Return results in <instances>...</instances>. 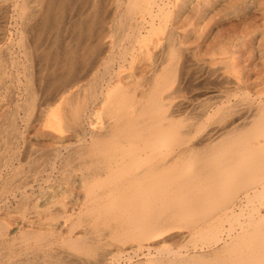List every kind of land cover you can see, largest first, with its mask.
Segmentation results:
<instances>
[{
  "label": "rangeland",
  "instance_id": "1",
  "mask_svg": "<svg viewBox=\"0 0 264 264\" xmlns=\"http://www.w3.org/2000/svg\"><path fill=\"white\" fill-rule=\"evenodd\" d=\"M48 1H46V0H0V26H1L0 27V49H1L0 50V61H1L0 62V70L3 67L4 68L3 70L5 72L3 74H1V72H0V81L1 82L3 81L2 84L0 83L1 84L0 86L2 87V88H0V171H1L0 172V223L2 225V228H4V229L0 230V232H1V234H0V238H1L0 239V243H1L0 244V246H1L0 247V264H56V263L57 264H63V263L64 264L65 263L66 264H111V263L112 264H154L152 260H156L158 258L157 256L159 255V253H157L158 251H155L156 248L157 247H159V248L163 247L165 244H167V246L169 248L171 247V249H173L175 252H179V253H184V254H195L198 252L199 253H202V252L207 253L209 250L208 249L209 247L205 244L204 248H201V246H203L204 244H201L202 242L198 243V241H195V242H197V245H196L194 240H192L191 236L189 235L190 234L189 228L181 227L180 225L178 226V224L177 225L175 224V226L172 227L169 231L163 233V236L154 238L149 242L144 241L143 244H145V245H147V244H151L152 246L154 245V247H153L154 249L151 248L152 249L151 251H148L147 247L139 248L140 247L139 241L136 239L135 235H130L136 231L134 229L135 223L130 222L128 220V218L125 216V212H124L125 211V203L118 205L119 207L114 206L115 208L114 207H113L114 209L112 208L110 214L109 213L105 214L106 216L103 213H99V212L92 213L91 211L86 209V207H84L82 205L83 201H84L85 192L83 191V188H81L82 187V178H81L82 174L80 175L81 171L78 169V167H80L82 165L80 163L82 161L79 160L80 158L76 159V161L73 160L74 161V162H72L73 165H71L69 168V166H63L62 161H61L62 158H60L58 156V154H60V155L63 154L61 157L67 158L68 155L70 154V151L73 152L74 149L79 147V144L81 146V144L83 143L81 141L84 140V138H80V136L77 132L72 130L70 127L68 128L66 125L67 123H65V122H67L69 120L68 115L70 114L69 116H71L72 112L77 107H79L80 102H82V101L87 102L88 97L91 94V92H93V90L94 91L98 90L96 88L94 89V83H95V81L97 83L102 81L101 77L103 75H105L103 73V71L105 70L106 64L105 65H103V64L97 65L94 70L89 71V69L92 68V63L96 62L95 60L100 59V60H102L101 63H103L104 60L105 61L111 60L112 62H109L111 64L108 63L106 68L111 66L112 68L116 69L115 72L113 71V73H115V75L113 74V79H112L113 86H115V84L118 82L117 84L120 85V86H118L119 90L123 89V91L125 92V89L126 90L128 89V92H127L128 94L131 91V93H130L131 96L135 95L134 97H137L140 99L142 90L146 86L148 87V83L150 81L149 79H151L150 77L152 75L151 69H152L153 62L164 60V58H166L165 56H167L168 53H169L167 56L168 62H170V61L172 62L173 58H171V56H170V54L172 53L171 49L174 48L175 50H177V48L180 47L179 51H178L179 54L177 53V51H175L173 49V53L176 52L178 54V57L181 55L180 58H178L179 61L177 64V70H178V73H181L182 71L188 70V76L186 79H179V81H176V83H175L176 85L175 84L174 85L175 86L179 85L178 87H180V88H183L185 86L188 87V88L180 89L181 90L180 97H181V99L183 97V99L188 104L189 103L191 104L188 106V104L186 103L187 107L186 106L184 107V109H185L184 112L187 115L189 113L188 116L183 112L182 113L184 115L181 114L180 116H178L179 119L182 116L180 121H184V122H182V126H184V129H186L185 125L192 124V123H194L196 126L201 125V124H204V125L207 124L209 126L208 127L209 129L215 127L214 130L210 131L211 135H208L209 139H206V141L203 144V145H205L206 143L207 144L210 142L216 143V142L224 139V137H226L228 135L227 133L229 130L231 131L233 128L232 132H235V130L238 127H240V128L242 127L239 125H242L243 123H245V124H243V126L245 125L246 127L244 126V128H246V129L241 130V133L246 134L247 129H248L249 130L248 131L249 136L247 134L246 135L249 138L247 136H245L244 139L250 140V138H251L250 141L253 142V144L255 143L257 145V146L255 145V147H258V148L261 147L262 144L259 143V141L261 140L262 136H258L256 133H254L255 131H253V132H251V131H252L253 127H254V129L256 128L255 126L258 127V126L264 125V117H263L264 116V93H263L264 92V0H200V1L199 0H163V1L156 0L157 3H159V5L162 4L160 6H163V4L166 2L164 4L163 8L160 6H159L160 8H158V6H156L158 9H162V10L164 9L163 11L161 10V12L165 13L164 11H166V13H165L166 15L163 14L164 17H162L161 12H159V10L157 8H155L154 9L155 15H157L156 12H159L158 16H160V17L157 16L158 18H156V16H155L156 19H154L155 21H153L154 22L153 25L150 23L152 20L149 17L147 19L146 18L144 19L143 17H145V16L142 15V13L144 12L142 10L145 9L144 7H146V5H149V2H150V7L152 6V0H149L148 2H146L147 1L146 0L144 3H148V4L145 5L143 3L142 9L140 11L142 13H140L138 11L133 16H131L133 18H131L130 16H127V14L128 15L130 14V12L128 11V9L125 10V8H127L128 4L130 3V0H128V1L127 0L126 1L125 0H122V1L121 0H117V1L116 0H88V1L87 0H83V1L82 0H77V1L76 0H74V1L73 0H58L59 2L57 0H50L51 1L50 4L53 3V5L56 7L58 6V8H59V6H61V4L62 5H64L65 3L67 4V2H69V1H71L72 3L69 5V8L66 6H64V8L62 7L63 9L67 8V11L64 13V17L61 19V23L59 26L60 32L56 33L55 28H52L55 25H53V24H52V26L48 25L51 27H48V30H45V32L42 34V37H41L42 42L40 39V43H41L40 48H38V51H36V50L31 51L32 48H34L33 39H31V38H33V36L31 33L29 34L28 32L27 33L25 32V34H24L22 32V29L24 28L23 25L26 21L27 16L32 15L31 22H30L32 24H33V22H35V20L40 19L41 10L47 4V3L45 4V2H48ZM56 1H57V4L55 3ZM93 2H95V3H93ZM96 2H97V5H96ZM102 2H103V4H102ZM56 7H54V8H56ZM96 8H97V14H98L97 20L98 21L100 20L101 24H100V21L96 23L97 25L95 24L96 28L93 32V37L91 39L83 38V39H79V41L76 40L75 37L78 36L76 34L78 32V29H79L78 24H79L80 20L81 21H87L89 18H92V15L94 14ZM75 9H77V10H75ZM169 9H170V11H172V13L174 12V14H170ZM34 10H36V11H34ZM125 12H126V14H125ZM26 13H28V14H26ZM189 14H191V15H189ZM138 15L141 17H139ZM166 16H169V17H166ZM170 17H172V18H170ZM123 19L126 21L127 24H125V22H123L124 24L121 22V21H124ZM133 19H135V20H133ZM164 19H165V21H164ZM130 20H131V22H130ZM166 20H168V21H166ZM148 21H150L149 25H148ZM174 21H175V23H173ZM158 22L159 23L162 22V23H160V25H159ZM137 23H138V25H137ZM64 24H66V25H64ZM132 24H134V25H132ZM123 25H127V26H123ZM142 25H144V26H142ZM150 26L153 28H150ZM97 27L99 29H97ZM119 28H121V29H119ZM122 28H123V30H122ZM134 28L136 30H134ZM132 29H133V32H131ZM148 29L150 32L148 31ZM169 29H171V30H169ZM20 30H21V32H20ZM168 30H169V32H168ZM97 31H98V33H97ZM127 31H129L130 34H132V36L133 35L134 36L130 37L129 32H127ZM170 32H172V34ZM127 33H128V35H127ZM168 33H170L171 38H170V35L168 37ZM26 35H27V37H26ZM20 37H21V40H20ZM22 38L24 40H22ZM168 38H170V39H168ZM172 38H173V42L171 43ZM135 39L136 40L138 39V40L135 42L134 41ZM169 40H170V44L168 46ZM22 41H23V43H22ZM174 41H176V42H174ZM68 42H70V43H68ZM77 42H78V46L76 47L75 52L78 53L79 51H81L80 53H84V56L82 54L80 56V57L83 56V59L81 58L79 61H81V62H84L85 60L88 61L89 62V65L87 66L88 69L86 68V66L84 67L82 65H78V67L77 66L75 67V72L71 75V78L74 77V82L68 88V90L61 92V95H60L61 97L58 96L59 99H61L60 100L61 102L59 104V99L58 98L56 100L54 99V97L56 96L55 93L52 94L54 92L53 88H51V90L49 89V85H48L49 82L48 81L49 80L52 81V79L55 77L56 78H61V77L67 78V77H66L65 73L62 74V72H58L60 75L59 76L57 74V72H55L56 74H54L53 72L49 71L51 69L60 70L64 67L63 65H60L61 63L55 64L56 60L62 61V60H64V58L60 57L59 59H56L52 54L56 53L58 49H59L58 52H61L60 54L66 53V48L68 47L67 45H69V47L74 46ZM53 44H55V47H52ZM24 45L29 46L30 51L29 50H27V51L30 52V54H31V56L29 55L30 58L26 56L27 54H26ZM79 45H80V47H79ZM174 45L175 46L178 45L179 47L177 46L175 48ZM57 46H58V48H56ZM64 46H66V47H64ZM88 46H90V47H88ZM91 47H93V48L95 47L94 48L95 49L94 50L95 55L92 56V58L87 57V54L90 53V51H92ZM131 47H133V48H131ZM45 48H46V51H45ZM129 49L131 50V52ZM133 49L134 50L136 49V50L133 51ZM164 49L167 52H165ZM228 49H231V50L228 51ZM122 50H123V52H122ZM44 51L48 52L52 56H50L49 59L42 57L41 53H43ZM107 51H108V53H107ZM162 51H164V52H162ZM192 51H194V52H192ZM24 52H25V54H24ZM32 52L33 53L35 52L34 53L35 56L32 55ZM37 52H38V54H37ZM121 52H122V54H121ZM132 52H133V54H131ZM8 53L11 54L12 58L10 57V55ZM111 55H113L115 57L111 59ZM157 55H159L160 57ZM132 57H134V58H132ZM154 57L155 58L157 57V58L155 59ZM7 58H8V60H7ZM52 58H54V59L52 60ZM161 58H163V59H161ZM29 59L31 60V62ZM126 59H129V60H126ZM2 60H3V62H2ZM11 61L13 63H15V61H17V63L13 64ZM91 61H93V62H91ZM131 61H133V62H131ZM182 62H184V63H182ZM1 63H2V65H1ZM10 63L13 64V67L10 66ZM28 63H29V65H28ZM20 64H21V66H20ZM180 64H184L185 66L182 65L180 68V67H178V66H180ZM190 64H192V65H190ZM25 65H26V67H24ZM222 65H224L225 67ZM28 66H29V68H28ZM58 66H59V68H58ZM196 67H198V68H196ZM213 68H215V69L217 68V69L215 70ZM25 69H26V71H25ZM29 69H30V71H28ZM196 69H198V71ZM179 70H180V72H179ZM27 71L30 74H27ZM148 72L151 75L147 74ZM145 73H146V75H145ZM189 73H190L191 77H189L190 76ZM223 73H225L224 75L226 77L223 75ZM31 75H32L31 78L33 80L30 79V77H28ZM221 75H223V76H221ZM143 76L145 79L143 78ZM37 77H38V79H36ZM216 77L217 78L222 77L221 78L222 81L220 80L221 85L218 84L220 82L216 81L217 80ZM225 78L228 81H226ZM44 79H46L47 81L46 80L43 81ZM213 79H215V81L217 83L216 82L214 83ZM232 79H233V82H231ZM34 80H35V82H34ZM145 80H146V82H145ZM31 81H33V82H31ZM44 82L47 84H45ZM139 82H140V84H139ZM3 83H4L5 88L3 87ZM33 83H34V86H33ZM41 83H43V84H41ZM193 83H194V85H193ZM186 84L187 85L189 84V86L190 87L192 86V87L190 88ZM142 85H143V87H142ZM31 86H32V88H31ZM44 86H45V89H44ZM6 87L8 89H6ZM134 87H135V89H134ZM213 87H215V88H213ZM46 88H47V91H46ZM92 88H93V90L91 91ZM137 90H138L139 95L136 93ZM216 90H217V92H216ZM37 91H40V97H38L39 92H37ZM114 91H116V90H114ZM226 92L229 96L226 94ZM163 93H165V92H163ZM2 94H3V96H2ZM45 94L47 95V97ZM212 94L215 95L216 99L213 97ZM252 94H254V95H252ZM33 95H34V97H32ZM185 95H186V97H185ZM248 95H250L251 97ZM1 96H2V98H1ZM86 96H88V97H86ZM226 96L229 97L228 98L229 100L226 99L227 98ZM31 97H32V100H31ZM50 97H52L51 98L52 100L50 99ZM160 97H162V95ZM211 97H213V98L211 99ZM34 98H35V101H34ZM245 98H247V100H250V102L252 100H254L255 102L253 101L254 103H252L254 105L251 104L249 106V104L245 101ZM43 99L45 101L44 104H43V102H44ZM230 99H231V101H230ZM235 99L237 101H234ZM240 100L242 103H240ZM211 101H213V102H227V103H229V105H232L233 103L234 104L238 103V105L240 107L239 106L237 107L236 113H234L231 117H228V119L226 118V120H225L226 122L222 119L219 120L220 119V115H219L220 112H217L218 114H213L214 116L212 115L211 118H209L208 115H203L201 118L200 111H202V109H203L202 107H205L207 105V103H211ZM228 101H230V102H228ZM35 102L37 104H35ZM88 103L89 102H87V105L91 108V109L90 108L88 109L89 113H90L93 110V106L91 105V103H89V104ZM205 103H206V105H205ZM243 103L244 104L246 103V104L244 105ZM40 104H42V105H40ZM201 104H203V105H201ZM241 104L243 106H241ZM49 105L50 106L53 105L55 108L53 106L51 108H49L50 107ZM45 106H46V108H45ZM44 109H46V110H44ZM67 109H69L70 111H68ZM61 110H63L64 112ZM258 110L259 111L263 110V114H261L262 111L260 113ZM190 112L192 114H190ZM256 112L258 114H261V115L257 116ZM14 113L16 114V116ZM65 113H66V115H64ZM193 114H194V116H193ZM195 114H196V116H195ZM63 115L66 116V118ZM190 115H192L193 118ZM11 116H13L14 119L16 117L15 121ZM97 116L98 115H93L90 119L91 121L87 120V122L85 123V127L87 125H90V126L86 127L87 129L93 128V129L99 130L98 128L101 127V125H103L102 124V121L104 120L103 115L100 113L99 116L98 117ZM252 116H253V118H251ZM62 117L65 119H63ZM232 118H234L235 120H232ZM256 118H259L257 120L259 122L255 121ZM192 119H196V120L193 121ZM198 119H199V121L197 122ZM64 120H67V121H64ZM243 120H245V121L248 120V121L246 123ZM88 121L91 123H88ZM231 121H233V123ZM236 122H237V124L235 125ZM250 122H252V123H250ZM255 122H257V123H255ZM261 123H263V124H261ZM225 124H226V126H225ZM195 125L193 127H195ZM227 125H228V127H227ZM216 126L219 128V130ZM224 127H226V128H224ZM205 128L206 129H204L203 134L199 133V135H198L195 132H193V133H195L196 135L191 134L192 143L190 142V144H193L196 142L198 143V141H200L199 138H202L203 136H205L204 134L207 131H209L207 126ZM224 131H226V132H224ZM215 132H217V133H215ZM223 132H224V135H223ZM260 132H261V130H260ZM253 133L255 134V136L250 135ZM225 134H226V136H225ZM192 135H194L195 137H193ZM214 136L216 138H214ZM250 136H252V137H250ZM218 137H222V138H218ZM86 141L90 142L91 139L88 138ZM57 150H58V152H57ZM65 154H67V155H65ZM23 157H24V159H23ZM232 158H234V157H230L229 159H232ZM9 161H10V163H9ZM11 162H12V164H11ZM2 163H3V165H1ZM74 163H75V165H74ZM50 164L52 165L51 167H50ZM9 165H10V167H9ZM53 166H54V172H52ZM65 167H67V168H65ZM58 168H59V170H58ZM62 168H63V170H60ZM47 169H49L51 171H49ZM66 171H70V173L66 172ZM63 172L64 173L66 172V173L64 174ZM48 173H49V175H48ZM50 173H53V174H50ZM1 175L2 176L4 175V176L2 177ZM15 176H16V178H15ZM77 176H78V178H77ZM65 177H67V179H64ZM52 178H53V180H52ZM24 179H25V181H24ZM26 179H28L29 181L28 180L26 181ZM19 180L20 181L22 180V182H19ZM63 181H64V183L65 182L66 183L64 184ZM74 181H76V182H74ZM6 182L9 183V185ZM27 182H30V183L27 184ZM71 182H73V183H71ZM68 183H69V185H68ZM78 185H79V187H77ZM17 186H19V187L17 188ZM20 189H22V190H20ZM22 191H24V192L26 191V192L23 193ZM22 195H25V196L23 197ZM26 196H29V197H26ZM74 197H76V198H74ZM71 198H73V199H71ZM24 200H26V201H24ZM73 200H74V202H73ZM76 201H77V203H76ZM20 203H22V204H20ZM36 203H37V205H35ZM33 206H35V207H33ZM41 207H43V208H41ZM47 207H49V208H47ZM38 209H40V210L36 211ZM42 209L43 210L45 209L46 211L42 212L43 211ZM127 209L129 211L132 208H131V206H128ZM25 210H27L28 214H26ZM61 210H62V213H61ZM81 212H82V214H81ZM83 212L86 214L88 213L87 214L88 216L86 214H84ZM118 212H119V214H118ZM173 212L179 213V214H185V211L182 210V208H177V207L174 208ZM89 213H92V214H89ZM38 214H40V215H38ZM52 214H54V215H52ZM55 214H56V216H55ZM116 214H118V215H116ZM79 215H82L83 218H81ZM107 215H110V216H107ZM21 216L23 217V219ZM89 216H90V218H89ZM101 216H103V217H101ZM91 217H93V218H91ZM175 217L176 216H174V217L171 216L170 219L176 220L177 217L176 218ZM47 218L48 219L53 218V220H51V219L48 220ZM115 218L117 219V221ZM39 219H41V220H39ZM64 219H66L67 221L66 220L64 221ZM72 219H73V221H72ZM180 219H183V222H187L189 220H192V218L187 217V215H185L184 217H182ZM93 220L96 222H94ZM101 220L104 222L101 223L102 222ZM113 221H115L116 223L115 222L113 223ZM66 222H68V224ZM97 222H98V225L96 224ZM110 222H111V224H110ZM74 224H76V227H74L75 226ZM99 225H101V226H99ZM102 225H104V226H102ZM91 226H93V227L91 228ZM94 226H96L97 228L99 226V228H98L99 230ZM101 227H102V230H101ZM111 227H113V228H111ZM70 229H73V230L71 231ZM89 229H90V231H89ZM95 229H97L98 231ZM63 231H64V234H63ZM87 231H89V232H87ZM68 232H70V233H68ZM85 232H87V234ZM102 232H103V234H102ZM106 232H108V233H106ZM172 232H174L175 234ZM100 233H101V235H100ZM106 234H107V236H106ZM69 236H71V237H69ZM162 237H165V238H162ZM79 238H81V239H79ZM86 238H88V239H86ZM66 239L68 241L71 239H73L71 241H85L91 245L95 244V242H96L97 246L93 245L96 247H95L94 251L92 250L91 254H87L85 252L82 253L81 251L78 252V250H76L72 246L65 245L67 248L66 249L65 246L63 245L64 242L67 241ZM4 240H5V243H4ZM190 242H191V244H190ZM60 243L62 245H60ZM109 243H111V245ZM107 244L109 245V247ZM182 244H184L186 246V249L189 251L184 250L185 246ZM102 245L103 246L105 245V247H103ZM180 245H181V247H180ZM9 246H11V247H9ZM197 246H199V248ZM18 248H19V250H18ZM97 248L99 250L105 248L106 252H104V253L102 252V251H105V249L98 251V250H96ZM177 249H179V250L181 249V250L178 251ZM202 249H204V250H202ZM11 252H13V253L15 252V253L13 254ZM98 252L99 253L101 252V253L99 254ZM149 252H150V254H149ZM95 253H96L97 258L95 257ZM92 255L94 257H91ZM153 255H154V257H153ZM104 256H105V258H104ZM59 258H60V260H58ZM146 258H147V260H146ZM203 261L204 260L197 259L195 262H196V264H203Z\"/></svg>",
  "mask_w": 264,
  "mask_h": 264
},
{
  "label": "bare ground",
  "instance_id": "2",
  "mask_svg": "<svg viewBox=\"0 0 264 264\" xmlns=\"http://www.w3.org/2000/svg\"><path fill=\"white\" fill-rule=\"evenodd\" d=\"M46 1H48V0H46ZM57 1L55 2L56 4H57ZM145 1L146 0H130V3L128 2L129 3L128 6L126 5L127 8H125V10L128 9V11L130 12V14L129 15L127 14V16H130L131 17L135 13H137L138 11L140 12L141 9H142L143 3ZM148 1L149 0H147L146 2H148ZM161 1H163V0H161ZM50 2H51L50 0L48 2H45V4L46 3L47 4L41 10L40 19L35 20V22H33V24L30 23L31 22L32 15L26 17V21H25V23L23 25L24 28L22 29V32L24 34H25V32L26 33L28 32L29 34L31 33L32 36H33V38H31V39H33L34 48H32L31 51H34V50L38 51V48H40V46H41L40 39L42 37V34L45 32V30H48V27H51L52 24L55 25L52 28H55L56 33H59L60 32L59 31V26H60V23H61V19L64 17V13L67 11V8L66 9H63V8H64V6H66V7L69 8V5L72 3L71 1H69V2H67V4L66 3L64 5L61 4V6H59V8H58V6L57 7L54 6L53 3L50 4ZM93 3H95V2H93ZM102 4H103V2H102ZM144 4L146 5L148 3H144ZM164 4H163V6H164ZM52 5L54 7H56V8H54ZM96 5H97V2H96ZM160 5H162V4H160ZM160 5H159V3H157L156 0H152V6L150 7V2H149V5H146V7H144L145 9L142 10L144 12L143 13L140 12V13H142V15L145 16V17H143L144 19L145 18L147 19L149 17L152 20L151 22L148 21V25H149V22L153 25V23H154L153 21H155L154 19L160 17V16H158V13L161 12L162 9H158V8H160V7L163 8V6H160ZM156 6H158V8ZM155 8H157L159 10V12H156L155 11L157 15H155V13H154V9ZM36 10H34V11H36ZM75 10H77V9H75ZM169 11H170V9H169ZM164 12L166 13V11H164ZM165 13H162L161 12V14H162L161 16L164 17L163 14H165ZM26 14H28V13H26ZM125 14H126V12H125ZM170 14H174V12L172 13V11H170ZM189 15H191V14H189ZM155 16H156V18H155ZM169 16H166V17H169ZM97 17H98V14H97V8H96L94 14L92 15V18H89L87 21H81L80 20V22L78 24L79 29H78V32L76 34L78 36L75 37L76 40L79 41V39H83V38L91 39L93 37V32H94V30L96 28L95 26L97 25L96 23L100 21V20L99 21L97 20ZM139 17H141V16H139ZM131 18H133V17H131ZM170 18H172V17H170ZM133 20H135V19H133ZM164 21H165V19H164ZM166 21H168V20H166ZM121 22L122 23L125 22V24H127L125 20L124 21H121ZM130 22H131V20H130ZM160 23H162V22H160ZM160 23H159V25H160ZM173 23H175V21ZM100 24H101V21H100ZM48 25H51V26H48ZM64 25H66V24H64ZM132 25H134V24H132ZM137 25H138V23H137ZM123 26H127V25H123ZM142 26H144V25H142ZM150 28H153V27L150 26ZM97 29H99V28L97 27ZM119 29H121V28H119ZM122 30H123V28H122ZM134 30H136V29L134 28ZM169 30H171V29H169ZM169 30H168V32H169ZM148 31H149V29H148ZM20 32H21V30H20ZM127 32H129V31H127ZM131 32H133V29H132ZM97 33H98V31H97ZM170 33L172 34V32H170ZM170 33H168V37H169ZM129 34H130V32H129ZM127 35H128V33H127ZM131 36H132V34H130V37ZM21 37H20V40H21ZM26 37H27V35H26ZM23 38H22V40H24ZM170 38H171V35H170ZM170 38H168V39H170ZM173 38H172L171 43L173 42ZM137 40L135 39L134 41L136 42ZM41 42H42V39H41ZM174 42H176V41H174ZM22 43H23V41H22ZM68 43H70V42H68ZM169 44H170V40H169L168 46H169ZM24 46H25V51H26V54H27L26 56L27 57H29V55L31 56L30 52L27 51V50H29V46H27V45H24ZM67 46L68 47L66 48V53L60 54L61 52H58V50H59L58 49L57 52L55 51L56 53H53L52 54L56 59H59L60 57H63L64 58V60H62V61H58V60L55 61L56 62L55 64L61 63L60 65H63L64 67L62 69H60V70H56V69L49 70L48 69L50 72H53L54 74H56L55 72H57L58 75H59L58 72H62V74L65 73L66 74V77H67V78H65V77L64 78H62V77L61 78H56L55 77V78L52 79V81H50V80L48 81L49 82V84H48L49 85V89L51 90V88H53V91L54 92L52 94L55 93V95H56L54 97L55 100L57 98L59 99V97H61L60 95H61V92L62 91L68 90V88L73 84L74 77L71 78V75L75 72V67L76 66L78 67V65H82L84 67L86 66V68H87V66L89 65V62L86 61V60L84 62L79 61L81 58L83 59L84 53H80L81 51H79L78 53L75 52L76 47L78 46V42L74 46H70V47H69V45H67ZM177 46L178 45H176V46L174 45L175 48ZM52 47H55V44H53ZM64 47H66V46H64ZM79 47H80V45H79ZM88 47H90V46H88ZM56 48H58V46ZM91 48H92V51H90V53L87 54V57H91L92 58V56L95 55V52H94V50H95L94 48L95 47L94 48L91 47ZM131 48H133V47H131ZM179 48H177V50H175L174 48L173 49L175 51H177V53L179 54V52H178L179 51ZM173 49H171L172 50V53H173ZM135 50L133 49V51H135ZM229 50H231V49H228V51ZM45 51H46V48H45ZM44 52L41 53L42 54V57H45V58H48L49 59V57L52 56L48 52H45V53ZM122 52H123V50H122ZM122 52H121V54H122ZM130 52H131V50H130ZM162 52H164V51H162ZM165 52H167V51L165 50ZM192 52H194V51H192ZM34 53L32 52V55L35 56ZM107 53H108V51H107ZM172 53L170 54L171 58H173V61L172 62L171 61L168 62L167 56H168L169 53L167 54V56H165L166 58L163 57L164 60H161V59H163V58H161L160 59L161 61H155V62H153L152 69H151V71H152L151 74L152 75L149 74V72L147 73V74L151 75V77L148 75L151 79H149L150 81L148 83V87L147 86L146 87L144 86L145 88L141 92L140 99L137 98V97H134L135 95L134 96L133 95L131 96V94H130L131 91L128 94L127 93L128 92V89L127 90L125 89V92L123 91V89L122 90H119L118 89V86H120V85L117 84L118 82L115 84V86H113L112 79H113V74L115 75V73H113V71L115 72L116 69L112 68L111 66H109L108 68H106L107 65H108V63L109 62H112L111 60H109V61H105L104 60L103 63H101L102 60H100V59L95 60L96 62L91 61V62H93L92 63V68H90L89 71L94 70L97 65H100V64L105 65L106 64L105 70L103 71V73L105 75H103L101 77V80L102 81L100 80L101 82H99V83H97L95 81V83H94V89L96 88L98 90H95L94 91L93 88H92L91 91L93 90V92H91V94L89 95V97L86 96V97H88V101L87 102L91 103V105L93 106V110L89 113V110L88 109L90 107L87 105V102L82 101V102H80L79 107H77L72 112V115L71 116H69L70 114L68 115L69 120L68 121L67 120H64V121H67L65 123H67L66 125H67L68 128L70 127L72 130H74L75 132H77L79 134L80 138H84L83 141H81L82 139L80 140L83 143L81 144V146L79 144V147L76 148V149H74L73 152L70 151V154L68 155L67 158L61 157L63 155L62 153H61L62 155L58 154V156L60 158H62L61 161H62L63 166H69V168H70L71 165H73L72 164V162H74L73 160L76 161V159L80 158L79 160L82 161V162H80L82 165L81 166L79 165L80 167H78V169L81 171L80 172V175L82 174V177H81L82 178V187L81 188H83V191L85 192L84 201H83V204L82 205L84 207H86V209H88L92 213L99 212V213H103L105 215V214H108V213L110 214L111 213V210H112V208L114 206L116 207L118 205H121V204H124L125 203V211H124L125 212V216L128 218V220L130 222H134L135 223L134 229L136 231L134 230L135 232L132 233V234H130V235H135L136 239L139 241V245H140L139 248L147 247L148 251H151L152 250L151 248H153L154 245L153 246L151 244L145 245V244H143L144 241H148L149 242V241H151L154 238L163 236V233L169 231L172 227L175 226V224L176 225L178 224V226L180 225L181 227L189 228V230H190V234L189 235L191 236V239L194 240V242L195 241H198V243L199 242L200 243L202 242L201 244H204L203 246H201V248H204L205 244L209 247L208 248L209 250H208L207 253L206 252H202V253H199L198 252V253H195V254H184V253L175 252L173 249H171V247L169 248L167 246V244H165L163 247H160V248L157 247L156 248L155 251H158L157 253H159L160 256L158 255L157 256L158 258L156 260H152L154 264H196L195 261L197 259L204 260L203 261V264H264V125L263 126H258V127L255 126L256 128L254 129V127H253L252 128V131H251V132L255 131L254 133H256L258 136H262L261 137V140L259 141V143H261L262 146L259 147V148L258 147H255L256 144L255 143L253 144V142L250 141L251 138H250V140L248 139L249 141L246 140V139H244L245 136H247V135L249 136V133H248L249 130L248 129H247V133H246L247 135L241 133V130L246 129V128H244L245 125L243 126V124H245V123H243L242 125H239V126H242L241 128L238 127L239 129L236 127L238 130L236 129L237 131L235 130V132H232L233 128H232L231 131L229 130L230 132L228 131V133H227L228 135L227 136L225 134L226 137H224V139H222V140H220V141H218L216 143L210 142L208 144L206 143L205 145H203L204 142L206 141V139H209L208 135H211L210 134L211 133L210 131L214 130L215 127L209 129L208 128L209 126L207 124L204 125V124H201L200 122L199 123L201 125H198L197 124L198 126H196L194 123L185 125L186 129H184V126H182V122H184V121H180L182 116L180 117V119H179L178 116H180L181 114L185 113L184 112L185 111L184 107L186 106V103L187 102L183 99V97H182L183 100L181 99V97H180L181 90L180 89L188 88V87H186L185 85H184L185 87H183V88L178 87L179 86L178 84L181 81L177 84L178 86H175L176 85L175 83H176V81H179V79H186L187 76H188V70L187 71H182L183 70L182 69L181 70L182 72L181 73H178L177 64H178V61H179L178 58H180L181 55L178 57V54L176 52L173 53V54ZM24 54H25V52H24ZM37 54H38V52H37ZM81 54L83 55L82 57H80ZM131 54H133V52ZM9 55L11 57V54H9ZM159 55H157V56H159ZM114 57L115 56L111 55V59L114 58ZM132 58H134V57H132ZM53 59L54 58H52V60ZM7 60H8V58H7ZM126 60H129V59H126ZM2 62H3V60H2ZM30 62H31V60H30ZM131 62H133V61H131ZM15 63H17V61H15ZM15 63H13V64H15ZM182 63H184V62H182ZM13 64L10 63V66L13 67ZM109 64H111V63H109ZM1 65H2V63H1ZM28 65H29V63H28ZM182 65H184V64H180V66H178V67L181 68ZM190 65H192V64H190ZM20 66H21V64H20ZM59 66H58V68H59ZM222 66H224V65H222ZM24 67H26V65ZM28 68H29V66H28ZM196 68H198V67H196ZM3 69L4 68L2 67V69L0 70L1 74L5 73ZM213 69H215V68H213ZM196 70L198 71V69H196ZM25 71H26V69H25ZM28 71H30V69ZM28 71H27V74H30ZM179 72H180V70H179ZM224 74L225 73H223V75ZM145 75H146V73H145ZM189 75H190V73H189ZM223 75H221V76H223ZM144 76H143V78H144ZM28 77H30V79H32L31 78L32 75L31 76H28ZM189 77H191V75ZM221 78L222 77H218L216 81L217 82H220ZM36 79H38V77ZM35 80H34V82H35ZM45 80L46 79H44L43 81H45ZM213 80H214V83H215L216 82L215 79H213ZM226 81H228V80L226 79ZM2 82L0 81L1 84H2ZM31 82H33V81H31ZM145 82H146V80H145ZM231 82H233V79H232ZM41 84H43V83H41ZM45 84H47V83H45ZM139 84H140V82H139ZM218 84L221 85V82L218 83ZM193 85H194V83H193ZM33 86H34V83H33ZM187 86H189V84ZM3 87H4V83H3ZM7 87H6V89L9 88V87L8 88ZM135 87H134V89H135ZM142 87H143V85H142ZM0 88H2V87L0 86ZM31 88H32V86H31ZM213 88H215V87H213ZM44 89H45V86H44ZM114 90H116V91H114ZM46 91H47V88H46ZM37 92H39V96L38 97H40V91H37ZM163 92H165V93H163ZM216 92H217V90H216ZM136 93L138 94V90H137ZM226 94H227V92H226ZM161 95H162V97H160ZM252 95H254V94H252ZM2 96H3V94H2ZM2 96H1V98H2ZM248 96H250V95H248ZM32 97H34V95ZM32 97H31V100H32ZM46 97H47V95H46ZM185 97H186V95H185ZM213 97L216 99L215 95H213ZM213 97H211V99ZM51 98L52 97H50V99ZM228 98L229 97H227L226 99H228ZM60 100L61 99H59V104L61 102ZM241 100H240V103H242ZM34 101H35V98H34ZM43 101H44V99H43ZM230 101H231V99H230ZM230 101H228V102H230ZM234 101H237V100L235 99ZM245 101L249 104V106L252 103L255 102L254 100H252L250 102V100H247V98H245ZM44 103H45V101L43 102V104ZM226 103L227 102H213V101H211V103H207V105L205 103L206 106L205 107H202L203 109H202V111H200L201 118H202L203 115H208V117L211 118L213 114H218L217 112H220V114H219L220 115V119L219 118L218 119L219 120L222 119V120L225 121L226 118L228 119V117H231L234 113H236L237 107L239 106L238 103H235V104L234 103L233 104L231 103L232 105H229V103H227L228 104L227 105ZM35 104H37V103L35 102ZM40 105H42V104H40ZM189 105H191V104L189 103L188 106ZM201 105H203V104H201ZM252 105H254V104H252ZM52 106H50L49 108H51ZM241 106H243V105L241 104ZM45 108H46V106H45ZM44 110H46V109H44ZM67 110L70 111L69 109H67ZM61 111H63V110H61ZM261 111H262V113H261ZM261 111H259V112L261 114H263V110H261ZM100 113L103 115V119L104 120L102 121V124L103 125H101V127H99V128L97 127L99 130L93 129V128L87 129L86 127L90 126V125H87L85 127V123L87 122V120H90L93 115H98L99 116ZM190 114H192V113L190 112ZM261 114H258L257 113L256 115L257 116L258 115L260 116ZM64 115H66V113ZM188 115H189V113H188ZM13 116H11V117L13 118ZM15 116H16V114H15ZM190 116L192 117V115H190ZM193 116H194V114H193ZM195 116H196V114H195ZM64 117L66 118V116H64ZM65 118H63V119H65ZM251 118H253V116ZM15 119H16V117H15ZM15 119H14V121H15ZM258 119L259 118H256L255 121H257ZM192 120L194 121L196 119H192ZM232 120H235V119L232 118ZM198 121H199V119L197 120V122ZM243 121L247 123V121H245V120H243ZM231 122L233 123V121H231ZM257 122H259V121H257ZM257 122H255V123H257ZM88 123H91V122L88 121ZM250 123H252V122H250ZM236 124H237V122L235 123V125ZM261 124H263V123H261ZM194 125H195L196 128L193 127ZM206 126L209 129V131H207L204 134L205 136H203V137L201 136L202 138H199L200 141H198V143L196 142V143L190 144V142L192 143V141H191L192 140L191 139V134H195V133H197L198 135H199V133H202L203 134V131H204V129H206L205 128ZM225 126H226V124H225ZM227 127H228V125H227ZM224 128H226V127H224ZM218 130H219V128H218ZM260 130H261V132H260ZM193 132H195V133H193ZM224 132H226V131H224ZM224 132H223V135H224ZM215 133H217V132H215ZM253 134H250V135L255 136V134L254 135ZM192 136L195 137L194 135H192ZM252 136H250V137H252ZM88 138L91 139L90 142H87L86 141ZM214 138H216V137L214 136ZM218 138H222V137H218ZM57 152H58V150H57ZM65 155H67V154H65ZM230 157H234V158L229 159ZM23 159H24V157H23ZM9 163H10V161H9ZM11 164H12V162H11ZM1 165H3V163ZM74 165H75V163H74ZM51 166L52 165L50 164V167ZM54 166L52 168V170H53L52 172H54ZM9 167H10V165H9ZM65 168H67V167H65ZM47 170H49V169H47ZM58 170H59V168H58ZM60 170H63V168L60 169ZM49 171H51V170H49ZM66 172H69L70 173V171H66ZM50 174H53V173H50ZM48 175H49V173H48ZM78 176H77V178H78ZM15 178H16V176H15ZM64 179H67V177H65ZM27 180L28 179H26V181ZM52 180H53V178H52ZM24 181H25V179H24ZM19 182H22V180L21 181L19 180ZM74 182H76V181H74ZM28 183H30V182H27V184ZM63 183H64V181H63ZM71 183H73V182H71ZM7 184L9 185V183H7ZM68 185H69V183H68ZM18 187L19 186H17V188ZM77 187H79V185ZM20 190H22V189H20ZM22 192L25 193L26 191L25 192L22 191ZM22 196L24 197L25 195H22ZM26 197H29V196H26ZM74 198H76V197H74ZM71 199H73V198H71ZM24 201H26V200H24ZM73 202H74V200H73ZM76 203H77V201H76ZM20 204H22V203H20ZM35 205H37V203ZM128 206H131V208H132L129 211L127 209ZM33 207H35V206H33ZM176 207L177 208H182V210L185 211V214L174 213L173 210ZM41 208H43V207H41ZM47 208H49V207H47ZM39 210L40 209H38L36 211H39ZM25 211H26V214H28L27 213V210H25ZM44 211H46V210L44 209L42 212H44ZM119 212H118V214H119ZM61 213H62V210H61ZM92 213H89V214H92ZM81 214H82V212H81ZM84 214H86V213H84ZM118 214H116V215H118ZM38 215H40V214H38ZM52 215H54V214H52ZM185 215H187V217H191L192 220H189L187 222H183V219H180V218L184 217ZM55 216H56V214H55ZM79 216L81 218H83L82 215H79ZM103 216H101V217H103ZM107 216H110V215H107ZM171 216L172 217L176 216L177 219L176 220L175 219L171 220L170 219ZM89 218H90V216H89ZM91 218H93V217H91ZM22 219H23V217H22ZM50 219L51 218H49L48 220H50ZM66 219H64V221ZM39 220H41V219H39ZM51 220H53V218ZM72 221H73V219H72ZM116 221H117V219H116ZM94 222H96V221H94ZM103 222L104 221H102L101 223H103ZM114 222L115 221H113V223ZM66 223L68 224V222H66ZM96 224L98 225V222ZM110 224H111V222H110ZM74 225H75L74 227H76V224H74ZM104 225H102V226H104ZM99 226H101V225H99ZM99 226H98V228H99ZM92 227L93 226H91V228ZM94 227H96V226H94ZM111 228H113V227H111ZM2 229H4V228H2V225L0 223V230H2ZM90 229H89V231H90ZM97 229H95V230H97ZM70 230L72 231L73 229H70ZM101 230H102V227H101ZM64 231H63V234H64ZM89 231H87V232H89ZM70 232H68V233H70ZM87 232H85V233L87 234ZM106 233H108V232H106ZM172 233H174V232H172ZM0 234H1V232H0ZM102 234H103V232H102ZM100 235H101V233H100ZM106 236H107V234H106ZM69 237H71V236H69ZM162 238H165V237H162ZM79 239H81V238H79ZM86 239H88V238H86ZM71 240H73V239H71ZM71 240L65 241L63 245L64 246L65 245L72 246L76 250H78V252L81 251L82 253L85 252L87 254H91L92 253V250L94 251L95 247L97 246L96 245V242H95V244H93V245H96V246H93V245H91V244H89L88 242H85V241H71ZM4 243H5V240H4ZM109 244L111 245V243H109ZM190 244H191V242H190ZM195 244L197 245V242H195ZM60 245H62V244L60 243ZM105 245L104 246L102 245V246L105 247ZM182 245H184V244H182ZM9 247H11V246H9ZM108 247H109V245H108ZM180 247H181V245H180ZM197 247L199 248V246H197ZM65 248H66V246H65ZM104 249H100V250H104ZM18 250H19V248H18ZM96 250L100 251L98 248ZM177 250L180 251L181 249L180 250L177 249ZM184 250H187L186 249V246H185V249ZM202 250H204V249H202ZM187 251H189V250H187ZM102 252L103 253L106 252V249H105V251H102ZM11 253H13V252H11ZM96 253H95V257H96ZM149 254H150V252H149ZM91 257H94V256L92 255ZM153 257H154V255H153ZM104 258H105V256H104ZM147 258H146V260H147ZM58 260H60V258Z\"/></svg>",
  "mask_w": 264,
  "mask_h": 264
}]
</instances>
